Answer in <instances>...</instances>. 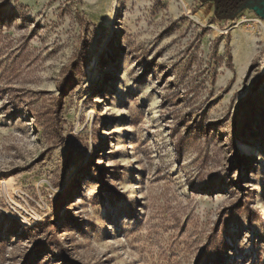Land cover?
I'll return each mask as SVG.
<instances>
[{
	"label": "rangeland",
	"instance_id": "rangeland-1",
	"mask_svg": "<svg viewBox=\"0 0 264 264\" xmlns=\"http://www.w3.org/2000/svg\"><path fill=\"white\" fill-rule=\"evenodd\" d=\"M111 1L0 0V264H264V0Z\"/></svg>",
	"mask_w": 264,
	"mask_h": 264
},
{
	"label": "trees",
	"instance_id": "trees-1",
	"mask_svg": "<svg viewBox=\"0 0 264 264\" xmlns=\"http://www.w3.org/2000/svg\"><path fill=\"white\" fill-rule=\"evenodd\" d=\"M215 3V14L218 18H232L251 0H213Z\"/></svg>",
	"mask_w": 264,
	"mask_h": 264
},
{
	"label": "bare ground",
	"instance_id": "bare-ground-1",
	"mask_svg": "<svg viewBox=\"0 0 264 264\" xmlns=\"http://www.w3.org/2000/svg\"><path fill=\"white\" fill-rule=\"evenodd\" d=\"M117 1L118 0H112L111 1V6H110L111 12L108 13V16L109 17L113 16L112 9H114L116 7V5H117L116 2ZM233 46H235L234 47V51H233L234 52L233 53L234 54V60H235V62L238 65L239 62H242L243 61V59L245 57L246 50H245V47H244V43L243 42H237L236 45H233ZM239 65H241V64H239Z\"/></svg>",
	"mask_w": 264,
	"mask_h": 264
}]
</instances>
